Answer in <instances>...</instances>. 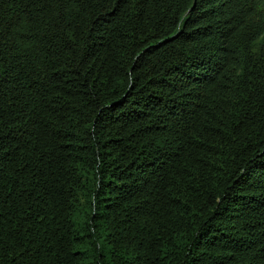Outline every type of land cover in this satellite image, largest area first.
I'll return each mask as SVG.
<instances>
[{
  "label": "trees",
  "instance_id": "16d2710c",
  "mask_svg": "<svg viewBox=\"0 0 264 264\" xmlns=\"http://www.w3.org/2000/svg\"><path fill=\"white\" fill-rule=\"evenodd\" d=\"M0 264H264V0H0Z\"/></svg>",
  "mask_w": 264,
  "mask_h": 264
}]
</instances>
